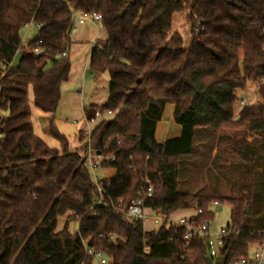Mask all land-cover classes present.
Instances as JSON below:
<instances>
[{
    "label": "trees",
    "instance_id": "16d2710c",
    "mask_svg": "<svg viewBox=\"0 0 264 264\" xmlns=\"http://www.w3.org/2000/svg\"><path fill=\"white\" fill-rule=\"evenodd\" d=\"M186 7L188 45L172 32L174 14ZM83 12L100 13L107 32L105 44L92 48L89 68L95 77L108 73V97L85 109L89 121L97 110L113 112L92 130L95 147L116 169L99 180L102 191L84 153L70 148L54 122L71 71L70 59L60 55L73 42L75 14ZM29 22L42 27L24 47ZM250 84L262 101L237 107V90ZM168 103L175 104L182 131L158 142L157 123ZM32 106L49 115L48 131L59 148L34 132ZM248 131L259 138L249 142ZM201 132L216 140L206 171L220 185L211 193L181 191L180 159L194 153ZM0 133V264H95L83 239L103 250L110 264H207L203 237L187 243L182 227L145 230L142 220H126L117 210L119 198L130 203L139 197L145 175L154 184L147 205L167 216L195 208L201 210L195 219L210 224L214 202L230 204L228 225L240 232L226 239L213 264L247 257L264 230V207L255 220L248 217L251 190L258 180L264 183V0H0ZM86 138L82 131L81 141ZM232 166L241 174L236 195L219 189L223 182L233 183L229 190L237 185Z\"/></svg>",
    "mask_w": 264,
    "mask_h": 264
},
{
    "label": "rangeland",
    "instance_id": "374dc122",
    "mask_svg": "<svg viewBox=\"0 0 264 264\" xmlns=\"http://www.w3.org/2000/svg\"><path fill=\"white\" fill-rule=\"evenodd\" d=\"M188 13H189V8H185L182 11L178 12L175 16V21H174V28L172 30H178L186 44L189 43V36H190V24L188 22ZM187 14V15H186ZM81 24H78L80 26ZM38 31L34 26H30L29 28H23L22 31V38H23V44H27L29 41L34 39L37 35ZM76 33H72L73 39L76 37ZM75 43V42H74ZM87 78L89 80V83L85 86V92L89 93L98 99L99 101H103L107 98L108 95V85L105 83V79L108 80L109 76L108 73H103L102 75L97 76V77H92L91 76V70L89 68V65H87ZM69 83H65V87ZM260 91L257 87L256 84H250L243 96V99L245 100V104H258L259 102V96ZM261 95V94H260ZM86 103L88 105L89 100L88 98L86 99ZM243 107L242 105L237 102V107ZM245 106V105H244ZM111 116V115H110ZM109 118V115L107 116ZM100 121L96 120L95 122L91 123L93 124V127L96 126ZM43 123V129L44 132L47 133L50 138L51 135L49 134L48 131V125H49V115L45 120H42ZM86 133V131H85ZM87 134V133H86ZM198 138L201 140L200 144L196 143L195 146V151L191 155H185L180 159L179 166H180V176H179V189L181 191H198V189L203 192V193H211V188L216 187L217 185L219 186L220 183L218 184L217 182L214 181V177H211L210 174L207 173L206 167L210 164L212 158H213V153L216 154V140L213 139V136L210 133H205L201 132ZM246 138L249 142H252L254 138H259L257 135L253 134L252 132H247L246 133ZM84 141V146L85 145H93L95 146L96 143V138L94 139L93 137L89 138L87 135V138ZM93 144H92V143ZM86 147V146H85ZM215 147V148H214ZM84 149V148H83ZM104 157L108 158L110 160V156L106 155L104 152H102ZM261 156H263V163H264V151L261 150V153H259ZM234 162L238 161L240 162L238 157H234ZM109 161L103 164L102 168H97L94 171H91V175L93 180H96V177L100 179H105L109 178L113 175L116 174V169L115 168H110L108 167ZM243 168V167H242ZM259 173L264 175V166L260 168ZM96 176V177H95ZM211 178H210V177ZM241 176L240 174V169L239 166L237 167H231L230 170V179L232 181L236 182L237 185L234 188H229L233 185H226L225 182L222 180V188H219L223 192L225 191L226 193H229V195H236L238 193V189L240 187L241 183ZM99 180V179H98ZM248 178L246 175L244 176V183L247 184ZM243 183V184H244ZM215 189V188H214ZM219 194V192L215 193ZM251 195L254 197L253 198V209L251 214H248L249 218H252V220H255V216L257 215L256 211L258 210L259 206L264 207V183L261 184V182L258 180V184H256V187H253L251 190ZM213 209L215 210V217L214 219L210 222V227L212 230H217L222 227H226L229 223L232 222V206L226 202H221L220 208H217L213 206ZM191 212H179L177 213L174 218H178L179 216L185 215V216H191ZM67 221V217H62L61 219L59 218V229L63 226V223ZM253 222V221H252ZM69 228L71 232H75L78 229V222L73 221L70 222ZM144 227L146 228H154L156 225L151 223L150 221L143 222Z\"/></svg>",
    "mask_w": 264,
    "mask_h": 264
},
{
    "label": "crops",
    "instance_id": "0c3cea01",
    "mask_svg": "<svg viewBox=\"0 0 264 264\" xmlns=\"http://www.w3.org/2000/svg\"><path fill=\"white\" fill-rule=\"evenodd\" d=\"M79 13L75 14L76 16ZM177 14V13H176ZM176 14H174L172 19V29L174 28V21L176 18ZM187 15V14H186ZM178 30H172V32H177ZM72 33H76L75 39L72 37ZM72 44L70 45L68 58L71 61V71L69 75V80L65 83L67 86L65 87V83L62 84V96L60 100L59 107L57 112L55 113V125L58 129L67 136L69 139V146L72 150H77L80 153L83 152L84 148V141L80 139L81 132L87 131L89 128L93 127V124L89 122L86 115V107L92 104H101L103 101H99L89 93H86L85 86L89 83L87 78V65L90 64V57L92 53L93 44L96 41H106L107 39V32L106 29L103 27L102 24H96L92 21H87L84 24H81L77 27L75 32L70 33ZM189 42L191 40V34L188 37ZM75 42V43H74ZM28 44V43H27ZM26 44V45H27ZM185 45H188L184 42ZM23 44L24 47H26ZM91 76L95 78L94 74L91 72ZM109 76V75H108ZM100 77V76H99ZM105 83L108 85V80H104ZM248 88V87H247ZM246 89H239L237 90V95L240 98H243ZM108 97V95H107ZM88 98L89 103L87 105L86 99ZM259 102L262 101V97L259 94L258 96ZM174 110L175 104L168 103L165 107L164 114L162 119L157 123L155 137L158 142H164L169 138L177 137L181 134L182 126L175 121L174 118ZM48 114L42 112L35 106H32V120H33V127L34 132L39 135L47 144L52 147H60L59 142L44 132L42 120L47 118ZM213 153V157H214ZM191 212V215H194L197 209H186V210H179L171 214L172 217L175 216L179 212ZM185 216V215H182ZM66 217V216H64ZM180 217V216H179ZM62 217H60L61 219ZM156 225V227L146 228L145 230H154L159 229L161 226L159 223H156L152 220H147ZM146 222V221H144ZM59 222H58V230L62 229L63 226L59 229ZM70 226V225H69ZM144 226V225H143ZM70 229V228H69Z\"/></svg>",
    "mask_w": 264,
    "mask_h": 264
},
{
    "label": "built area",
    "instance_id": "2783aa9c",
    "mask_svg": "<svg viewBox=\"0 0 264 264\" xmlns=\"http://www.w3.org/2000/svg\"><path fill=\"white\" fill-rule=\"evenodd\" d=\"M77 21H74L71 25L70 31L75 32L77 30L78 24H84L87 21H92L96 24H102V15L96 12H83L79 13L76 16ZM34 26L37 31L42 27V23L29 22L25 24V28ZM105 44V41H96L93 44L94 46L102 47ZM30 50V49H27ZM35 52H39L40 48L36 47ZM68 50H64L61 53L62 58L68 57ZM237 93V92H236ZM240 105L244 106L245 100L243 98L238 99ZM112 110L101 111L97 110L95 113V118L90 120V123L95 122L96 120H104L107 116L112 115ZM93 128H89L86 133L89 138L92 137ZM2 134L0 133V138ZM92 143V142H91ZM93 144V143H92ZM86 146V147H85ZM83 150V158L85 166L94 171L97 168H102L103 164L107 161H110L108 158L104 157L102 150L96 148L93 145H85ZM96 177V176H95ZM100 178L96 177V182H98L99 189L102 191L101 184L99 183ZM141 191L138 198L132 200L130 203H124L120 198L116 201V208L120 211L123 217L126 220L140 219L143 222L147 220H152L156 223H159L160 226L167 227H182L185 229L183 238L188 243L194 237L200 236L203 237L206 241L209 255L212 259L216 258L220 253L222 248L225 246V241L233 235H237L240 230L234 225H227L226 227L219 228L217 230H212L208 222L199 223L195 217L201 213V210H197L194 215L191 216H180L174 218L171 215H165L161 209H152L147 205V200L153 195L154 184L148 175L143 176ZM213 206L220 208L221 203L216 201ZM78 230V229H77ZM104 236V234H100ZM111 238H114V234H110ZM85 246V255L94 261L95 264H110V258L106 253L101 249H96L87 244V240L83 239ZM249 254L247 257L240 260L234 261L232 264H264V230L260 232V240L249 244L248 247ZM81 264H85L84 262Z\"/></svg>",
    "mask_w": 264,
    "mask_h": 264
},
{
    "label": "water",
    "instance_id": "95a60500",
    "mask_svg": "<svg viewBox=\"0 0 264 264\" xmlns=\"http://www.w3.org/2000/svg\"><path fill=\"white\" fill-rule=\"evenodd\" d=\"M22 57H23V52H19L15 56V58H14V60L12 62V67L13 68H16L17 69V68L20 67V62H21ZM245 212L246 213H249L250 212V207L246 208V211ZM206 261H207V264H213V259L210 256H207Z\"/></svg>",
    "mask_w": 264,
    "mask_h": 264
}]
</instances>
